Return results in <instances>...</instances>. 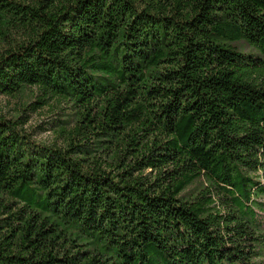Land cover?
Returning a JSON list of instances; mask_svg holds the SVG:
<instances>
[{
    "label": "trees",
    "instance_id": "1",
    "mask_svg": "<svg viewBox=\"0 0 264 264\" xmlns=\"http://www.w3.org/2000/svg\"><path fill=\"white\" fill-rule=\"evenodd\" d=\"M0 47L68 108L0 114V264H264V0H0Z\"/></svg>",
    "mask_w": 264,
    "mask_h": 264
},
{
    "label": "rangeland",
    "instance_id": "2",
    "mask_svg": "<svg viewBox=\"0 0 264 264\" xmlns=\"http://www.w3.org/2000/svg\"><path fill=\"white\" fill-rule=\"evenodd\" d=\"M37 94L36 88L28 87L16 96L0 95V114L7 117H22L23 128L30 132L36 141L61 144L62 138L59 137L58 128L54 126V123L61 118L63 111L68 113V108L65 109V105L62 106L55 100L45 105H34ZM33 191L28 193L32 198L36 197ZM257 214L259 219L264 221V212L257 210Z\"/></svg>",
    "mask_w": 264,
    "mask_h": 264
}]
</instances>
